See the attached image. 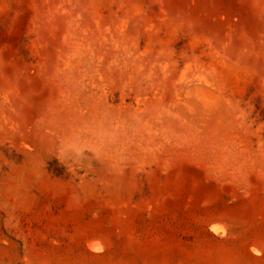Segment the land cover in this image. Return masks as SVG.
Returning <instances> with one entry per match:
<instances>
[{"label": "rangeland", "instance_id": "374dc122", "mask_svg": "<svg viewBox=\"0 0 264 264\" xmlns=\"http://www.w3.org/2000/svg\"><path fill=\"white\" fill-rule=\"evenodd\" d=\"M0 264H264V0H0Z\"/></svg>", "mask_w": 264, "mask_h": 264}, {"label": "bare ground", "instance_id": "6f19581e", "mask_svg": "<svg viewBox=\"0 0 264 264\" xmlns=\"http://www.w3.org/2000/svg\"><path fill=\"white\" fill-rule=\"evenodd\" d=\"M212 230H217V229L216 228L215 229L213 228Z\"/></svg>", "mask_w": 264, "mask_h": 264}]
</instances>
